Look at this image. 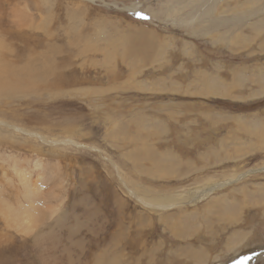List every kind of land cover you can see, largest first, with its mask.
<instances>
[{
	"label": "rangeland",
	"instance_id": "374dc122",
	"mask_svg": "<svg viewBox=\"0 0 264 264\" xmlns=\"http://www.w3.org/2000/svg\"><path fill=\"white\" fill-rule=\"evenodd\" d=\"M0 41L44 75L0 93V264H264V0H0Z\"/></svg>",
	"mask_w": 264,
	"mask_h": 264
},
{
	"label": "bare ground",
	"instance_id": "6f19581e",
	"mask_svg": "<svg viewBox=\"0 0 264 264\" xmlns=\"http://www.w3.org/2000/svg\"><path fill=\"white\" fill-rule=\"evenodd\" d=\"M88 1H90V2H96V1H105V0H88ZM139 8V7H138ZM133 8H130V10H132ZM221 11V10H220ZM178 12V11H177ZM217 12V11H216ZM132 13H134V12H132ZM210 18V17H209ZM208 20V19H207ZM217 20H221V19H217ZM206 21V20H205ZM220 22V21H219ZM221 23V22H220ZM206 24V23H205ZM205 30V29H204ZM201 31H203V30H201ZM204 32V31H203ZM202 32V33H203ZM221 32V31H220ZM207 33V32H206ZM236 33V32H235ZM128 35V34H127ZM229 35V34H228ZM206 36V35H205ZM215 36V35H214ZM219 36V35H218ZM237 38H238V36H237V34L235 35ZM212 37H213V35H212ZM223 37V36H222ZM232 37V36H231ZM231 37H229L228 39H230ZM2 38V37H1ZM125 38V37H124ZM214 38V37H213ZM216 38V37H215ZM214 38V39H215ZM226 38V37H225ZM131 39V38H130ZM129 39V40H130ZM148 39V38H147ZM227 39V38H226ZM239 39V38H238ZM126 40H127V38H126ZM128 40V41H129ZM132 40H134V39H132ZM220 40H221V38H220ZM222 40H224V39H222ZM112 41V40H111ZM135 41V40H134ZM112 42H115V40L114 41H112ZM130 42H131V40H130ZM138 42V41H137ZM136 41H135V43L134 44H138ZM228 42V41H227ZM0 43H2L1 41H0ZM116 43V42H115ZM232 43H234V42H232ZM231 43V44H232ZM122 45L124 44L123 42L121 43ZM230 44V43H229ZM111 46H113L112 44H111ZM127 46V45H126ZM133 46V45H132ZM152 46V45H151ZM110 47V46H109ZM130 47L131 46H127L126 48H129L130 49ZM2 48H3V46H2ZM4 49V48H3ZM142 49V48H141ZM144 49V48H143ZM114 50V49H113ZM117 51H119L118 49H116ZM115 50V51H116ZM114 51V52H115ZM127 51L128 50H126V54H127ZM132 51V50H131ZM129 52V51H128ZM122 53V52H121ZM115 54V53H114ZM123 55H124V53H123ZM139 58V57H138ZM3 59H4V57H3ZM3 61H5V59L3 60ZM5 63H6V61H5ZM7 64V63H6ZM2 62H1V59H0V93H1V91L2 90H4V89H8V87H9V85H10V87L13 85V84H15L16 86H28V83L31 81L32 82V84H34L35 82H37V81H39V83L40 82H42V80H43V78L42 77H44V75H42L43 73H40L36 78H33L32 77V75H31V71H28V69H30L29 67H23V69L20 71V72H16L14 69H12V68H6V69H3L2 68ZM10 67V66H9ZM27 72H29L28 74V76H24V75H26L27 74ZM44 72V71H43ZM33 73V72H32ZM19 75H22L21 76V80H19V79H17L15 76H19ZM25 77V78H24ZM24 82L27 84V85H23L24 84ZM214 83V82H213ZM212 85V84H211ZM213 85H215V84H213ZM7 86V87H6ZM210 86V85H209ZM217 86V85H216ZM216 86H214V87H216ZM6 87V88H5ZM9 87V88H10ZM218 87V86H217ZM220 88V87H219ZM260 88V87H259ZM211 89H213V88H211ZM210 88H209V90H211ZM9 90V89H8ZM8 90H6V92L8 91ZM13 90V89H12ZM214 90V89H213ZM5 92V91H4ZM224 92V91H223ZM210 93V92H209ZM228 94V93H227ZM246 128H248V126L246 127ZM248 130L250 131V129L248 128ZM253 130V129H252ZM263 131V130H262ZM261 131V132H262ZM252 132V131H251ZM264 134V133H263ZM259 135V134H258ZM262 137V136H261ZM263 138V137H262ZM260 140V139H259ZM13 165H14V163H13ZM16 166V165H15ZM16 167H18V166H16ZM158 168V167H157ZM162 168V167H161ZM19 169V168H18ZM22 169V168H21ZM25 169V168H24ZM15 171H16V169H15ZM20 171V170H19ZM29 174V173H28ZM19 176H20V178H19V180L23 183V181H25L24 179H25V177H26V173L23 171V169H22V171L19 173ZM30 177V176H29ZM27 181V180H26ZM29 182V181H28ZM215 185V184H214ZM214 185H212L211 186V189H213V190H218L219 188H221L222 186H224L223 184H216L215 186ZM23 187H25L24 186V184H23ZM216 188V189H215ZM134 189V188H133ZM135 190V189H134ZM134 190H131L130 189V191H129V194L132 196V197H134L137 201H139V202H141L142 203V205L144 206V207H146V208H151V209H155V210H157V211H164V210H167V208H171V206H173L174 204H172V202H169L168 200H165V203H158V202H155V201H157V200H155V201H153L152 202V200H151V202L149 201V202H147L145 199H143V198H141V197H139V194L137 195V191L135 192ZM138 190V189H137ZM198 192V191H197ZM154 197V196H153ZM167 197H169V196H167ZM171 197V196H170ZM159 198V197H158ZM147 199V198H146ZM154 199H156V198H154ZM163 199H164V197H163ZM166 199V198H165ZM169 199V198H168ZM166 202H169V203H166ZM236 235H238V234H236ZM255 235V234H254ZM239 236V235H238ZM239 238V237H238ZM238 238L236 237V239L238 240ZM233 240H234V238H233ZM240 241V240H239ZM245 241V240H244ZM234 242V241H233ZM238 242V241H237ZM252 242V241H251ZM231 243H232V241H231ZM241 243H243L242 241L238 244V245H240ZM238 245H232V247L231 248H229L228 249V252L229 251H233V250H236L235 249V247H237ZM207 260V259H206ZM201 264H203V263H201ZM206 264V263H205ZM252 264H254V263H252Z\"/></svg>",
	"mask_w": 264,
	"mask_h": 264
},
{
	"label": "snow or ice",
	"instance_id": "6c2138e0",
	"mask_svg": "<svg viewBox=\"0 0 264 264\" xmlns=\"http://www.w3.org/2000/svg\"><path fill=\"white\" fill-rule=\"evenodd\" d=\"M137 16L141 19H150V17L146 15L144 12L137 13Z\"/></svg>",
	"mask_w": 264,
	"mask_h": 264
}]
</instances>
